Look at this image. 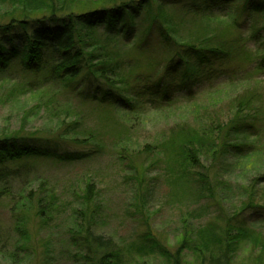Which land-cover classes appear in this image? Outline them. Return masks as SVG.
Instances as JSON below:
<instances>
[{
    "label": "rangeland",
    "instance_id": "1",
    "mask_svg": "<svg viewBox=\"0 0 264 264\" xmlns=\"http://www.w3.org/2000/svg\"><path fill=\"white\" fill-rule=\"evenodd\" d=\"M113 1L67 0L75 13L108 9ZM155 1L140 18L132 17L134 33L131 38H125L124 32H117L129 28L123 21L111 27L100 25L97 29L99 39L112 41L109 48L112 55L118 57L114 64L120 66L118 72L130 88L121 92L127 93L124 95L135 108L129 109L112 101L98 104L90 98L80 99L74 95L69 98L63 92L60 95L56 92L57 100L64 105L58 109L57 118L50 116L45 107L47 97L53 96L55 87L46 89V94L41 97L37 92L24 94L26 91L20 87L23 81L13 80V76L8 81L0 80V135L22 131L25 136L50 140L77 118L79 123L68 138L88 140L84 151L89 149L88 146L95 147L91 145L94 141L89 140L90 136L103 144L100 152L83 162L68 164L46 158L30 160L37 175L45 178L55 190L54 214L45 220L36 219L32 214L27 227L28 239H23L15 231L16 220L10 213L12 205L5 200L0 209V234L4 242L0 247L7 248L8 252L4 251L0 256V264L83 263L74 257L78 248L74 246L76 234L73 232L77 222L75 211L80 210L82 190L89 182L95 185L97 194L91 208L97 214L94 232L110 238L115 244L116 259L110 264H169L162 255L152 253L148 248L140 249L144 245L140 239L143 231L151 233L156 242L170 252L176 249L186 231L193 230L192 236L197 237L198 229L212 221L225 227V219H234L233 216L239 213L241 216L236 220L240 221L236 227L247 235L239 231L245 234L240 241L231 244L225 241L231 247L228 254L230 264H264V71L257 70L264 58V11L255 13L250 10L244 14L242 8L246 0H237L229 10L219 9L207 17L182 16L177 9L168 8L166 16L171 18L180 42L195 46H201L203 41L220 45L225 48L229 62L224 59L223 64L202 71L192 65L191 59L189 65L201 75L195 81L194 76L192 83L188 80L175 91L179 107L162 110L151 101L160 97H152L146 88L148 85L154 88L157 84L163 74L161 62L169 55V50L163 47V41L159 42L154 31ZM30 3L22 8L20 3L13 5L10 0L4 1L0 4V22L5 23L10 17L40 18L44 11L43 2ZM235 23L240 26L236 28ZM222 66L237 70L240 83L234 81L231 85L225 82ZM215 74L218 76L213 77ZM142 78H149L151 82H144ZM241 78H247V81ZM115 87L126 89L127 85ZM132 88L139 90V94ZM254 96L261 99L260 104L253 107L256 111L250 113L262 121L258 134L255 129V133H242L239 139L231 141V145L242 144L245 138L252 142L251 136L260 134L252 154L246 156L231 148L213 159V154L209 153L200 159L202 168L194 170V175L188 174L186 179L191 183L184 186L178 180L174 181L176 178L170 179L168 165L161 157L142 156L138 166L144 173L140 183L136 180L126 158H135L146 145L162 144L169 135L180 134V130L184 133L191 131L205 115L226 122L235 114L234 106L240 97ZM66 102L76 109V117L61 115L60 110H64ZM62 122L64 125L60 126ZM62 146L61 151L77 149ZM120 148L124 149L123 158L117 153ZM197 172L207 176L209 186H199ZM182 260L183 264H200L197 255L190 251L183 253Z\"/></svg>",
    "mask_w": 264,
    "mask_h": 264
},
{
    "label": "trees",
    "instance_id": "2",
    "mask_svg": "<svg viewBox=\"0 0 264 264\" xmlns=\"http://www.w3.org/2000/svg\"><path fill=\"white\" fill-rule=\"evenodd\" d=\"M4 1L6 0H0V4ZM10 1L13 5L20 3L22 8L30 2V4H35L42 1L44 11L40 18L29 20L28 18L10 17L7 22H0V80L8 81L11 80L9 77L13 76V80L23 81L20 87L26 91L23 92L24 94L37 92L41 97L46 94V89L55 87L56 91L52 97H47L45 107L50 116L57 118H59L56 114L58 109L64 107L57 100L58 93L60 95L62 92L65 97L69 98L74 95L80 99L90 98L98 104L112 101L113 104L122 103L123 107L129 109L135 108L131 100L124 95L127 93L121 92L128 91L130 88L118 72L117 68L120 66L114 64L118 62V57L112 55L111 47L109 48L112 41L99 39L97 29L100 25L107 24L111 27L112 24L123 21L129 25V28L117 30V32L122 34L124 32L125 38H131L134 33L132 17L140 18L144 11L152 7L153 0H115L111 2L112 6L108 9L85 11L84 13L72 11L67 0ZM236 2L237 0H156L154 2L157 3L153 23L154 31L159 37V42L163 41L160 43L169 50V55L161 62L163 74L158 78L157 84H154V88L149 85L146 87L150 90L152 97H160L152 99L153 104L162 110L179 107L178 98L174 95L175 91H178L180 86L186 84L188 80L192 83L194 76L195 81L198 75H201L193 71L192 65L195 64L198 68H202V71H208L219 63L223 64L224 59H228L227 63L229 62V56L224 52L225 48L220 45H211L205 41L201 43V46L180 42L177 38L178 34L173 29L171 18L166 16V10L174 8L182 16L194 14L207 17L219 9L229 10L230 6ZM250 10L255 13L263 12L264 0H246L242 11L246 14ZM237 26L240 24L235 23L236 28ZM111 31L113 30H106V32ZM147 41L150 40L147 39ZM191 59L193 64L189 65ZM260 62L257 70L264 71V58ZM222 70L225 82L233 85L234 81L238 82L237 79H240L237 70L225 67ZM207 71L204 77L207 76ZM191 75L193 76L190 77ZM216 76L218 75L215 74L213 77ZM28 77H30L29 80H27ZM241 79L247 81V78ZM142 80L151 82L149 78H142ZM258 81L257 79L256 82ZM115 85L122 87L127 85V87L120 89ZM134 90L138 95L139 90ZM187 96L190 95L187 94ZM260 102V97L254 96L247 99L240 97L234 106L235 114L226 122L211 119L205 115L202 117V122H196L191 131L184 133L180 130V134L175 136L173 133L162 144L154 147L153 144L146 145L135 158L131 159L130 156L126 158L131 166L130 170L140 183L144 173V170L142 171V168L138 166L140 158L142 156L161 157L168 165L170 179L176 178L174 181L178 180L180 185L184 186L185 183H191L190 179H186L188 174L193 173L194 175V170L201 169L200 159L209 153L213 154V159L219 158L217 155L231 148L246 156L252 154L253 145L260 135H257L260 130L258 127L262 125V121L256 114H253L256 111L253 107ZM66 104L64 110H60L61 115L76 117V109L70 102ZM180 105L182 106L183 103ZM251 112L253 115H250ZM78 123L79 120L74 119L65 129L61 130V133L56 134V137L50 140L32 138V135L25 136L22 131L0 135V209L5 200L10 201L11 217L16 220L15 231L20 233L23 239H28L27 227L32 214L36 219H47L54 214L52 207L56 201L55 190L45 182V178L37 175L36 167L30 160L46 158L68 164L78 163L90 159L91 155H96L103 147L101 142H97L96 138L90 136L89 140L94 141L90 144L95 147L88 146L89 149L84 151L83 147L88 145L86 143L89 142L88 140L68 138ZM63 125L64 122L60 126ZM255 129L257 134L251 136L252 142L245 138L242 144L231 145V141L239 139V135L248 134L250 131L255 133ZM65 137H67L66 141ZM62 145L77 149L65 148L61 151ZM122 151L124 149L121 148L117 151L119 158H123ZM197 173L199 186L204 188L209 186L207 176L199 174L200 172ZM140 188L144 190L142 185ZM95 189L93 183L85 184L80 198V210L75 211L77 222L73 233L76 234V239L73 242L78 248V253L74 257H78L79 263L83 261L80 264H110L111 260L116 259L113 241L94 232V221L97 214L91 208L97 195ZM210 190L207 189V191ZM140 198L139 195L138 201ZM240 216L239 213L233 216L234 219L227 217L225 227L217 226L212 221L209 225L198 229L199 236L197 237L192 236L193 230L186 231L176 249L170 252L161 247L162 245L156 242L151 233L143 231L140 239L144 245L140 249L148 248L150 252L162 255L167 258L169 264H183L182 257L185 251L197 255L200 264H230L228 254L231 252V247L226 245L225 241L229 244L235 243V241H240L245 234L247 235L245 231L237 228L240 220L236 218ZM221 220L224 219L221 218ZM232 232H237V234ZM3 243L0 234V245ZM6 249L0 247V256L5 253L4 251L8 252ZM13 253L12 258L15 257Z\"/></svg>",
    "mask_w": 264,
    "mask_h": 264
}]
</instances>
